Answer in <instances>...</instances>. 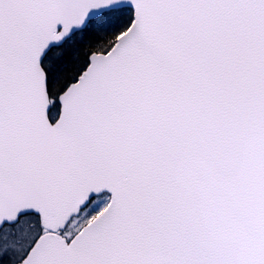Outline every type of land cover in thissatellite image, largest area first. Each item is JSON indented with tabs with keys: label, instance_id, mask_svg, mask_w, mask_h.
Returning <instances> with one entry per match:
<instances>
[{
	"label": "snow or ice",
	"instance_id": "1",
	"mask_svg": "<svg viewBox=\"0 0 264 264\" xmlns=\"http://www.w3.org/2000/svg\"><path fill=\"white\" fill-rule=\"evenodd\" d=\"M0 264H264V0H0Z\"/></svg>",
	"mask_w": 264,
	"mask_h": 264
}]
</instances>
